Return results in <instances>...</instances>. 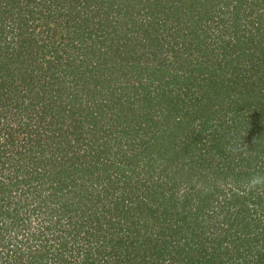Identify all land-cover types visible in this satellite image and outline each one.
<instances>
[{
	"label": "trees",
	"instance_id": "obj_1",
	"mask_svg": "<svg viewBox=\"0 0 264 264\" xmlns=\"http://www.w3.org/2000/svg\"><path fill=\"white\" fill-rule=\"evenodd\" d=\"M3 1H9L7 10ZM108 1L0 0V113L10 118L0 137V165L16 156L20 169L0 180V264H264V171L258 178L254 171L249 175L251 162L262 160L264 166V158L249 162L244 156L264 149V99L249 104L256 93L248 87L246 56H227L241 42L234 40V30L221 31L232 1L142 0V17L155 36L169 28L158 17L167 2L185 18L177 21L185 27L175 36L179 43L187 35L186 49L211 37L221 40L215 51L210 43L197 51L204 59L205 89H225L229 104L221 100L214 110L203 105L198 117L189 112L198 103L182 98L183 74L168 81L140 79L153 71L135 65L124 34L117 33L113 50L100 52L101 38L113 47L114 32H106L112 6L125 2L110 0L109 7ZM253 2L247 15L259 10L260 3ZM238 3L242 12L249 0ZM33 5L43 17L42 25H34L41 26L42 43L32 42L31 24L19 18L35 10ZM213 21L220 36L210 31L217 29ZM51 22L58 23L53 35ZM254 22L249 37L264 43V23ZM247 27L236 24L246 36ZM232 60L234 69L228 66ZM185 62L189 59L180 60ZM161 68L164 75L172 71ZM194 71L187 79L198 77V68ZM111 72L124 81L127 74L133 78L102 91L98 86ZM173 80L176 92L168 88ZM80 92L88 95L85 103ZM61 96L72 103L68 127L61 126ZM226 110L229 119L221 118ZM31 120L37 123L28 124ZM218 126L228 131L238 126L242 141L218 133ZM230 155L232 161L223 162L227 168L213 160ZM34 178L39 182L33 184Z\"/></svg>",
	"mask_w": 264,
	"mask_h": 264
},
{
	"label": "rangeland",
	"instance_id": "obj_2",
	"mask_svg": "<svg viewBox=\"0 0 264 264\" xmlns=\"http://www.w3.org/2000/svg\"><path fill=\"white\" fill-rule=\"evenodd\" d=\"M231 7H229L228 9V13L227 16L231 15L230 18L225 22V24L222 25L221 31L223 29V26H226L227 29L231 32L232 30H234L235 34H233V38L234 40L238 41L241 40L240 43L236 42V44H234L235 46L232 47V50L227 53V56H230L228 58H230L231 56H237V54H240L242 56H246V60H247V65L249 68V74H247L248 77V87L249 89L253 90L256 94L255 95H251V97L249 96V104L250 102L253 100V102H257L260 101L262 99H264V43H260L258 36L255 37L250 36V34L252 33V23L255 21L254 19L257 17L261 23H264V0H255V2H259L260 3V7L258 11L253 12L252 15H247V13L249 12V10H252V5L250 6L249 4H254L253 0H249L248 5H243L242 7V12H240L241 7L239 8L238 5V0H231ZM9 1H3L2 4L6 6V10L9 8ZM223 2V1H222ZM142 0H125L122 1V3L120 4V6H116L111 4V1L109 0L106 3V6H112L113 12L111 13V19H109L110 21H113V23L111 24L110 22H108V25H110V27L108 28V30H106V32H109L110 30H113L114 33H112L110 37L113 41L110 40L111 44L113 47L110 46L109 42H108V38H101L104 39L103 42L99 45L101 46L100 48V52H110L111 50L114 49L115 43H114V38L118 39L117 37V33H121L122 35L124 34L125 37H121V39L124 41V43H126L125 47L127 48V50H131L132 55H131V59L135 60V65L141 64L143 63V65L145 67H149L150 71H153V75L151 76H147L146 73H142L140 74V79L144 80H165L168 81L170 76L172 75H176L178 76L179 74H183V78L184 79V86H185V90L182 91V98L184 100L190 101L192 103H198L197 107L189 108V112L192 113L193 116L196 115V117H198V115L201 113V111L203 109H205L204 106H209V107H213L214 108H220V102L222 100V102H224L225 97H226V93H225V89H223L222 93L220 90L218 89H213V90H206L205 88V81L204 78H207L206 74H203V69L205 64H203L204 59L203 58H199V56L202 54L199 53L197 51V49H204L206 44L205 43H210V49L215 51V47L217 45L220 44V41L218 38H214L211 37L209 39H207L205 41V43H201V47H198L195 49V47H193L192 45H189L191 48L186 49L184 46V42L187 39V35L185 34L184 38H182L183 42H179L177 41V35L175 36V32L177 30L178 27H182L184 29L185 24H178V20H180V18L182 20H185V18L183 17V15L179 14V13H175L174 11L177 9V6L175 3H172V5L167 4L166 2V6L165 7V11L166 13L163 14H159L158 17L166 19V21L168 22V27L167 29H164L162 33H159L158 35L155 36V34H153L152 31H149L147 29V25L145 23V20L143 19V14H146V10L142 9ZM2 5V6H3ZM35 7V5H33ZM221 6V5H219ZM4 7V6H3ZM32 7V5H31ZM30 7V8H31ZM36 9L32 11L30 10L29 13H27V15L25 16L24 14L19 17L22 18V21H26L31 24L30 30H33L32 33H29L30 39L32 40V42L34 43V41H39L41 42V38H40V31L41 30V26L40 28H34V25L38 23V25H42L43 23V17H42V13H40V15H38V10L39 8L35 7ZM51 11H55V9H52ZM57 13V12H56ZM238 14L239 18V22H237L235 19L232 20L233 16ZM38 18L40 17V19L38 21H30L28 20L29 18ZM217 18V17H215ZM220 17H218L217 19H219ZM106 19V18H105ZM150 20V17L146 19V21L148 22ZM220 20H222L224 22V18L221 17ZM135 22V23H134ZM217 21H213V25H216ZM231 22H233V26L231 25ZM8 20L6 19V24H8ZM239 23L242 28H246L248 30V36H246L247 34H245L244 32H241L239 29H236V24ZM254 23H257L258 25H260L261 23H259V21H256ZM56 24H58L57 22H51L49 25L52 27L50 32L53 34H55V26ZM232 26V27H231ZM43 28V27H42ZM149 31V32H148ZM211 33L214 36H220L221 31H220V27L217 26V29H212L210 30ZM233 32V31H232ZM245 34V37H244ZM46 35V34H45ZM156 38L155 42H153V44L149 43V38ZM244 38V39H243ZM160 40V43H157V41ZM211 40V42H210ZM141 41L145 42V43H141ZM186 41V42H187ZM53 42V39H51V41L49 43ZM233 44V42L231 43ZM122 47V46H121ZM51 48V47H50ZM50 48L48 47L47 51H50ZM123 48V47H122ZM46 49V48H45ZM159 49H163V52L160 53ZM187 50H192L190 56L188 55ZM41 52V51H40ZM184 52L186 54H184ZM220 50H218L217 54H219ZM178 55H177V54ZM157 54V56H155ZM158 54H161L160 56ZM216 54V56H217ZM225 54V53H224ZM224 54H222L221 56H224ZM220 55V54H219ZM182 58H181V57ZM165 58L166 61L164 62L162 58ZM189 59V62H185V64L180 63L181 59ZM219 58V57H218ZM217 58V59H218ZM194 59V61H193ZM191 60V61H190ZM199 61V63L201 62V64H193L194 62ZM178 62L180 63L179 67ZM237 64L236 61L229 62V67L234 69V66ZM244 64V63H243ZM166 65H168V67L172 70L169 71V74L164 75L162 68L161 67H165ZM245 66V65H244ZM242 66V67H244ZM181 68V70H177L178 68ZM207 67H210V64H207ZM229 67H227L226 69H228ZM239 67V68H242ZM152 68V69H151ZM160 68V69H158ZM184 68H186L184 70ZM196 68H198L199 71V75L196 78L195 76H193L192 78L187 79L190 75H196V71L193 72V70H196ZM245 69V67H244ZM188 70V71H187ZM187 71V72H186ZM127 74L124 75L125 81H127V78H133V74L131 75ZM136 74V73H135ZM168 76V77H167ZM231 77L233 78L234 75H231ZM194 78H196L194 80ZM198 79L200 80V82L198 81ZM109 81V82H108ZM122 79V75L120 74H113L111 72L109 79L107 78V80L101 84H99L98 88L99 89H103L104 90H109L117 85H121L122 83L125 82ZM201 83V84H200ZM157 84V81H155L154 85ZM200 84L202 87L198 88L197 85ZM169 89H172V92H176L174 90H176L178 88V85L175 84V80H173L171 82V84L168 86ZM230 92H233L234 90H229ZM246 91V90H244ZM78 96L82 99V102L85 103L86 98L88 97V95H85L84 92H80L78 94ZM207 97L211 98L210 100L207 99ZM60 101H61V108L59 110V116H61L62 118H64L63 120V124L61 125L62 127H68L69 122L71 121V117L69 118L68 113L71 111L69 108L72 107V103L68 101V99H66L64 96L59 97ZM239 99V98H238ZM129 101V99H127L126 103ZM201 104V105H200ZM224 104H229V101L226 100V102H224ZM204 105V106H203ZM191 106V105H190ZM247 107H245L246 110ZM258 109V106L256 107V110ZM240 110V109H239ZM249 115L251 116L252 114V110L249 107ZM189 112L187 114H189ZM195 114V115H194ZM7 114H3L0 113V137L3 140V135H5L8 131V124L10 123V118L9 116H6ZM232 115L231 112L229 111H225L221 114V118L223 117L224 119H229L230 116ZM239 116V115H236ZM250 118V117H249ZM189 119V117H188ZM193 119V117H191V120ZM197 119V118H196ZM219 119V118H218ZM37 120H31L28 121V124H33V123H37ZM190 122H195V120L190 121ZM216 122H218L216 120ZM244 126V125H243ZM233 127V126H232ZM231 127V128H232ZM246 127V125H245ZM218 133L223 134L224 136H232L234 139L232 140L233 142H241L242 138H240V135L242 136L244 134V131H241L239 129V127L237 126V129L235 127H233L232 129L225 130L223 129L222 126H218ZM247 128V127H246ZM236 129V130H235ZM30 130H35L34 127H31ZM73 130V129H72ZM29 131V130H28ZM28 133L31 134V136H33V132L29 131ZM0 139V145L3 144V142ZM64 143V140H61V143ZM39 143H42V141L40 140ZM65 144V143H64ZM1 149V148H0ZM260 150V149H259ZM259 150H252L250 151L251 153H247L244 154V156L248 157L249 156V162L252 161L253 158H255L257 161L261 160L264 158V149H262L261 151ZM65 153V152H64ZM11 154L13 155V153L11 152ZM14 156V155H13ZM69 155L66 156V158H68ZM257 157V158H256ZM231 155L228 156L227 158H218V157H214L213 160L215 162H218L217 166H221L222 168H227L225 166V164H223V162H231L232 161ZM260 158V159H258ZM16 159L18 160V157L14 156L13 159H10V164L8 165H4V168L1 169V165H0V180L6 178V176H15V174H17V171H19L20 169L17 168L16 165ZM69 159V158H68ZM259 162V161H258ZM258 162H251V164L249 165V168L251 169V171L249 172V175L252 174V172L254 171V177L258 178V175L261 174L264 171V166L261 164V162H263L261 160V162L258 164ZM12 163V164H11ZM15 163V164H13ZM69 163V161H68ZM20 164V163H19ZM204 164V163H203ZM50 168L48 166H45L44 170H47ZM202 171L203 169L205 170V164H204V168H200ZM92 170V169H91ZM217 170H220V168H218ZM234 171V170H233ZM212 178H215V175L212 174L211 176ZM249 177V176H248ZM252 177L251 182L254 183L253 186L256 187V183L257 180H255V178ZM34 178V180H32L33 184H35V182H39L38 179ZM259 179H261L263 181L262 177H259ZM258 186V185H257ZM249 190H250V184H249ZM255 192H258L257 188L255 189ZM251 204V202H249Z\"/></svg>",
	"mask_w": 264,
	"mask_h": 264
}]
</instances>
